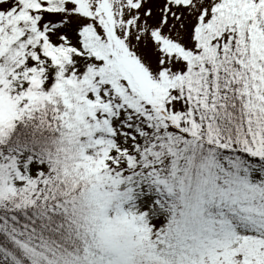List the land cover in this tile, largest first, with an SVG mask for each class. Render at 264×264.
<instances>
[{
    "label": "snow or ice",
    "instance_id": "obj_1",
    "mask_svg": "<svg viewBox=\"0 0 264 264\" xmlns=\"http://www.w3.org/2000/svg\"><path fill=\"white\" fill-rule=\"evenodd\" d=\"M0 264H264V0H0Z\"/></svg>",
    "mask_w": 264,
    "mask_h": 264
}]
</instances>
